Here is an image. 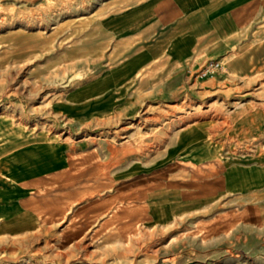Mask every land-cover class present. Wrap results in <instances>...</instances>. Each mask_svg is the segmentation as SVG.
<instances>
[{
	"label": "rangeland",
	"instance_id": "374dc122",
	"mask_svg": "<svg viewBox=\"0 0 264 264\" xmlns=\"http://www.w3.org/2000/svg\"><path fill=\"white\" fill-rule=\"evenodd\" d=\"M134 1L0 0V264H264V16L170 100L99 115Z\"/></svg>",
	"mask_w": 264,
	"mask_h": 264
},
{
	"label": "crops",
	"instance_id": "0c3cea01",
	"mask_svg": "<svg viewBox=\"0 0 264 264\" xmlns=\"http://www.w3.org/2000/svg\"><path fill=\"white\" fill-rule=\"evenodd\" d=\"M262 16L264 0H135L109 25L114 60L90 76L82 102H97L100 115L108 109L133 112L151 101L170 100L184 85L185 69L233 46ZM191 141L189 130L176 131L169 140V157L186 152ZM194 142L202 141L195 137ZM158 220V215L150 219Z\"/></svg>",
	"mask_w": 264,
	"mask_h": 264
},
{
	"label": "built area",
	"instance_id": "2783aa9c",
	"mask_svg": "<svg viewBox=\"0 0 264 264\" xmlns=\"http://www.w3.org/2000/svg\"><path fill=\"white\" fill-rule=\"evenodd\" d=\"M220 67V62H214V61H210L209 63H207L202 70L200 71L199 75L201 76H205L209 73L215 72L219 69Z\"/></svg>",
	"mask_w": 264,
	"mask_h": 264
}]
</instances>
